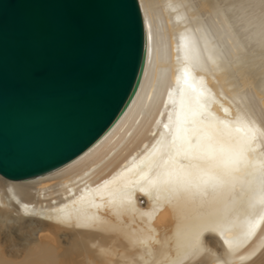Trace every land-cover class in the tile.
Segmentation results:
<instances>
[{
    "label": "bare ground",
    "instance_id": "bare-ground-1",
    "mask_svg": "<svg viewBox=\"0 0 264 264\" xmlns=\"http://www.w3.org/2000/svg\"><path fill=\"white\" fill-rule=\"evenodd\" d=\"M137 2L134 96L64 165L0 176V264H264V0Z\"/></svg>",
    "mask_w": 264,
    "mask_h": 264
},
{
    "label": "water",
    "instance_id": "water-1",
    "mask_svg": "<svg viewBox=\"0 0 264 264\" xmlns=\"http://www.w3.org/2000/svg\"><path fill=\"white\" fill-rule=\"evenodd\" d=\"M144 58L137 0H0V176L42 175L93 144Z\"/></svg>",
    "mask_w": 264,
    "mask_h": 264
}]
</instances>
